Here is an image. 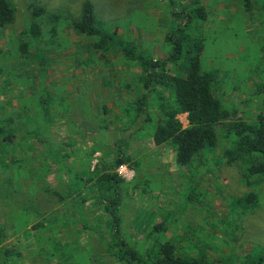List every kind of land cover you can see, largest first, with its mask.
<instances>
[{"label": "rangeland", "instance_id": "obj_1", "mask_svg": "<svg viewBox=\"0 0 264 264\" xmlns=\"http://www.w3.org/2000/svg\"><path fill=\"white\" fill-rule=\"evenodd\" d=\"M11 1L15 21L0 30V229L2 246L21 254L12 264H124L107 250L109 195L100 179L118 141L133 160L117 170L122 232L132 246L144 252L158 237L192 263L264 264V177L250 173L259 157L227 164L220 136L190 168L180 166L171 141H153L156 97L151 122L130 124L141 70L124 53L130 46L166 59V37L186 22L174 13L202 6L203 70L216 73L225 108L255 122L264 115V93H256L264 0H252L250 11L241 0ZM85 4L115 42L76 29ZM40 8L35 38L29 28ZM185 58L168 60L170 74L185 75ZM178 119L190 126L186 113ZM162 221L168 231L155 235Z\"/></svg>", "mask_w": 264, "mask_h": 264}, {"label": "trees", "instance_id": "obj_2", "mask_svg": "<svg viewBox=\"0 0 264 264\" xmlns=\"http://www.w3.org/2000/svg\"><path fill=\"white\" fill-rule=\"evenodd\" d=\"M247 11L252 10V0H241ZM40 8L34 14L29 33L39 38L40 24L37 20L44 11ZM177 19H186L182 27H178L166 37L172 44V50L166 59L157 60L145 49L127 46L124 53L140 68L138 82L141 92L134 100L133 108L127 111L130 124L133 126L142 120V126L152 120L151 106L155 98L158 105V121L152 133L157 146L171 141L177 148V162L180 166L190 168L195 158L204 150L213 147L222 136L226 147L222 158L229 164L239 162L247 155L258 156L259 163L253 166L251 175L264 177V115L255 122H248L231 114L216 96L217 75L205 72L201 62L204 47L202 30L207 21V13L202 6H191L174 13ZM16 8L11 0H0V30L15 21ZM76 29L88 36H99L105 42H115L116 34L107 31L95 16L93 7L85 4L82 17L75 22ZM186 57V58H185ZM185 58L186 73L184 76H173L169 72L168 60ZM167 93L168 97L164 93ZM257 94L264 93V82L257 85ZM186 113L190 126L183 128L178 115ZM0 128V133H3ZM121 141L116 143L117 150L113 156L112 170L103 174L107 196L105 211L110 217V242L107 250L124 264H198L177 256L174 244L166 242L140 252L123 236L122 216L120 213V190L124 180L118 168L132 165V157L124 152ZM56 195L63 198L58 192ZM198 194H194L196 198ZM42 224H39L41 226ZM168 231V224L162 221L153 227L155 235ZM0 229V261L12 264L14 257L20 253L13 248L2 246ZM156 237V236H155Z\"/></svg>", "mask_w": 264, "mask_h": 264}]
</instances>
